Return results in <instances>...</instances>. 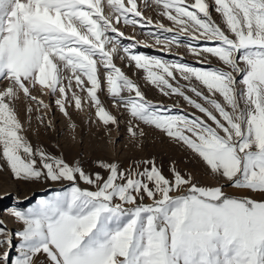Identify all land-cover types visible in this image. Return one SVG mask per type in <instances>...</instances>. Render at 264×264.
<instances>
[{
  "label": "snow or ice",
  "instance_id": "snow-or-ice-1",
  "mask_svg": "<svg viewBox=\"0 0 264 264\" xmlns=\"http://www.w3.org/2000/svg\"><path fill=\"white\" fill-rule=\"evenodd\" d=\"M153 2L155 23L137 0H0V170L60 189L5 210L17 227L0 219V264H264V0ZM121 24L154 44L125 36ZM173 46L195 63L140 50ZM117 58L174 102L147 98ZM104 84L130 139L144 126L158 131L216 183L175 162L165 175L155 158L98 160L90 171L33 146V119L37 135L55 130L53 105L69 120L70 108L87 105L105 128L118 127L98 95ZM21 95L26 120L15 107Z\"/></svg>",
  "mask_w": 264,
  "mask_h": 264
},
{
  "label": "rangeland",
  "instance_id": "rangeland-1",
  "mask_svg": "<svg viewBox=\"0 0 264 264\" xmlns=\"http://www.w3.org/2000/svg\"><path fill=\"white\" fill-rule=\"evenodd\" d=\"M137 5L144 17L151 18L154 23L161 20L158 14L159 9L153 0H147V3L145 0H137ZM213 16L218 23H221L217 14L213 12ZM162 22L166 26H171L170 22L166 19ZM119 27L127 37H135L137 40L149 45L154 44L153 38L142 34L139 27L134 29L131 26H125L123 24L119 25ZM140 50L149 55H161L165 59L183 57L184 61L189 63H195L196 59L182 46H173L171 53L167 54L160 53L151 48H141ZM115 63L130 78H133L141 84L146 92L147 98L153 100V102H163L164 104L174 102L175 98L169 99L163 97L152 86H145L142 72L128 67L126 61H121L117 58ZM211 63L213 66H217L214 58H212ZM4 87L5 83H0V90H3ZM33 95L44 99L46 103L50 104L54 100V97L42 93L39 88L33 91ZM98 95L106 109L118 118V127L108 126V128H105L95 117L94 109L89 108L87 105H85L84 111H77L74 108H70L71 120L60 114L53 105L55 114L52 118L55 130L44 131L43 128H40V134L37 135V127L33 119L32 127L26 133L33 146H44L52 154L62 155L70 164L80 163L86 170L90 171L99 170L95 167V162L98 160L119 162L122 166L126 167L133 161L155 158L157 164L162 167L165 175L169 174L170 163L175 162L179 170L194 173L201 184L216 183L210 176L203 173L202 168L195 160L190 159L183 150L168 142L158 131L144 126V137H140L138 140L130 139L126 131L127 114L121 108L114 105L113 100L106 91V84L103 85V91H100ZM28 104L29 102L22 95L15 101V107L18 110L21 120H26V108ZM32 106L35 107V105ZM180 107L191 111L182 101H180ZM33 116H35V113H33ZM73 124L75 127H72ZM58 190H60L58 186L17 182L12 179L9 172L0 170V219L6 222L9 229H15L17 225L12 222L9 216L6 219L4 214L5 210L13 206L17 199L22 201L21 206L26 208L29 204H35L40 197L50 196ZM226 191L231 190L226 189Z\"/></svg>",
  "mask_w": 264,
  "mask_h": 264
},
{
  "label": "bare ground",
  "instance_id": "bare-ground-1",
  "mask_svg": "<svg viewBox=\"0 0 264 264\" xmlns=\"http://www.w3.org/2000/svg\"><path fill=\"white\" fill-rule=\"evenodd\" d=\"M4 216H5L6 219L8 218V215H7L6 213L4 214ZM6 219H5V220H6Z\"/></svg>",
  "mask_w": 264,
  "mask_h": 264
}]
</instances>
